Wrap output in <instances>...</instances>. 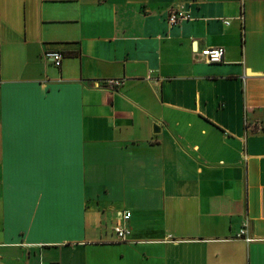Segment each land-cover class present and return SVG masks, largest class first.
Returning a JSON list of instances; mask_svg holds the SVG:
<instances>
[{
  "label": "crops",
  "instance_id": "obj_1",
  "mask_svg": "<svg viewBox=\"0 0 264 264\" xmlns=\"http://www.w3.org/2000/svg\"><path fill=\"white\" fill-rule=\"evenodd\" d=\"M0 264H264V0H0Z\"/></svg>",
  "mask_w": 264,
  "mask_h": 264
},
{
  "label": "built area",
  "instance_id": "obj_2",
  "mask_svg": "<svg viewBox=\"0 0 264 264\" xmlns=\"http://www.w3.org/2000/svg\"><path fill=\"white\" fill-rule=\"evenodd\" d=\"M189 19V16L183 12L172 11L169 15V23L175 25L183 20ZM201 58L204 62L209 64L221 63L224 60L225 49L222 47H209L200 52ZM46 58L53 61L57 67L62 64L63 56L59 52H49L46 54ZM106 84L111 86L123 85V81L120 80H109ZM130 212H121L118 215V222L115 227L117 239L119 241L127 240L130 235V229L127 227V222L131 218ZM238 237L244 239L246 242H252L254 239L248 237V225L245 223L238 233Z\"/></svg>",
  "mask_w": 264,
  "mask_h": 264
}]
</instances>
